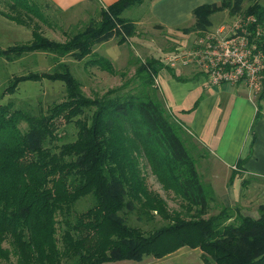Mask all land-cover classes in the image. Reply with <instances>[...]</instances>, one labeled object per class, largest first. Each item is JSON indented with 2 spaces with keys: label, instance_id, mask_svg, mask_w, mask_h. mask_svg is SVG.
Instances as JSON below:
<instances>
[{
  "label": "trees",
  "instance_id": "obj_1",
  "mask_svg": "<svg viewBox=\"0 0 264 264\" xmlns=\"http://www.w3.org/2000/svg\"><path fill=\"white\" fill-rule=\"evenodd\" d=\"M12 1L10 5L50 24L42 9L45 3ZM144 2L117 0L102 9V20L91 19L64 43L35 30L30 42L0 49V58L10 61L35 51L54 55L49 71L14 76L4 94L15 93L28 80L65 84L64 100L46 111L33 113L0 104V264L140 262L145 256L162 258L182 247L199 248L202 264H264V204L258 216L238 206L210 214L208 189L187 129L150 88L155 75L167 66L164 61L151 58L141 65L138 91L136 86L126 90L122 85L98 98L84 94L82 83L64 61L71 56L85 68L116 74L112 60L95 52L96 45L114 37L124 44L135 36L137 25L125 12ZM222 11H228L230 23L241 14L255 15L264 51V0L202 4L194 9L192 25L181 30L201 35L211 30L212 16ZM263 97L264 88L254 98L257 118L262 116ZM60 123L76 125L74 141L62 142ZM144 157L164 189L182 197V210L170 209L149 187L140 162ZM250 180L245 179L244 185ZM90 194L94 203L77 210V203ZM157 213L169 222L150 230L129 223L131 214L152 220Z\"/></svg>",
  "mask_w": 264,
  "mask_h": 264
},
{
  "label": "rangeland",
  "instance_id": "obj_2",
  "mask_svg": "<svg viewBox=\"0 0 264 264\" xmlns=\"http://www.w3.org/2000/svg\"><path fill=\"white\" fill-rule=\"evenodd\" d=\"M41 3H45L46 6L42 8L44 12L47 13V21L50 24L41 20L38 16H33L32 13L27 12L26 9L19 10L13 5L12 0H0V49H6L17 44H22L30 42L34 38V31L37 30L44 37L49 40L64 43L68 38L76 33L80 28L84 27L91 19L98 18L102 20L101 11H93L92 13L86 14L83 17H75L67 19L68 15L63 16L60 11L45 0H38ZM243 15V14H241ZM213 26L210 29H215L222 24L230 23L233 19L229 15L228 11H222L214 14L212 16ZM52 26V27H50ZM137 34L133 37L128 38L127 42L124 44H119L118 38L114 37L111 41L103 46L102 52L108 50L107 53L113 60V63L117 69L116 74H111L108 71L99 70L96 68H85L83 62L75 60L73 57H64V61L69 65L70 69L78 80L82 83V90L87 97L98 98L105 94L108 90L120 86L127 85L126 90L136 86L135 91L141 89L140 79L138 78L141 72V65L146 64L147 60L151 58H156L159 61L165 63L166 58L173 52L183 45L185 47L190 46L193 41L198 36L194 34H181L180 32H169L158 28L152 22L144 23L138 26ZM104 43V42H103ZM97 44V46L101 45ZM120 46H118V45ZM100 54V52L98 51ZM103 53V54H105ZM52 53L46 51H35L32 53L24 54L22 57L10 61L6 58H0V104L11 103L15 108L30 110L33 113H38L40 111H46L47 107L54 102H59L65 98V84L62 81H51L48 79H43L42 81H24L20 83L17 91L13 94H4V89L9 85L12 78L16 75L26 74L30 71L41 72L49 71L53 65ZM118 57V58H117ZM113 62V61H112ZM166 65V64H165ZM179 69V68H178ZM154 79V84L151 87L159 97L161 101H165L162 95V89L160 88V78L158 81ZM141 87V88H140ZM139 88V89H138ZM165 104V102H164ZM258 106V102L256 101ZM166 105V104H165ZM260 105L264 110V98L260 102ZM167 107V106H166ZM78 128L74 123H60L59 132L63 137L62 142L74 141L77 137ZM256 130V126L253 127V131ZM188 136H190L187 130ZM191 148V146H190ZM193 151V150H192ZM196 160L202 158L199 154L193 152ZM207 158V165L199 164L200 172H202V177L209 178L206 180V188L208 189V199L211 201V213H218L221 207L232 205L233 199L231 190L233 188L227 187L223 184V180L227 176V172L224 168H221L219 162L208 153L205 155ZM214 159V160H213ZM141 167L147 176V183L150 188L158 191L162 197L168 202L169 208L172 210H182L181 204L183 205V199L180 195L176 194L173 190L164 189L163 185L159 182L157 177L154 175L150 163L144 157L140 160ZM206 167V169L202 168ZM216 168V172L214 169ZM218 177V179L214 177ZM217 182H216V181ZM220 180V181H219ZM251 182L254 181L252 178ZM254 184L251 186L253 189ZM232 187V186H231ZM248 190V192H251ZM225 190H228L226 192ZM224 191V192H223ZM255 189L252 191L254 193ZM221 192V194H220ZM223 192V193H222ZM250 198V197H249ZM247 198L245 202H239L238 205L242 212L246 214H251L253 216H258L259 213L255 212V205H248L251 201ZM228 200V201H227ZM95 201L92 194L82 198L76 205L77 210H84L91 206ZM217 202V203H216ZM257 211V208H256ZM235 212H237L235 210ZM169 221L163 218L160 214H155L152 220L146 218L138 219L136 214H131L129 216V223L133 225H138L145 230L154 229L167 224ZM5 246H9L8 242L4 243ZM183 254V253H181ZM173 257V256H171ZM156 259L153 256H145L144 260L132 261L123 260L116 262H108L104 264H174V258ZM181 258V257H179ZM12 260H15L13 257ZM196 260L186 263L182 262L180 264H195Z\"/></svg>",
  "mask_w": 264,
  "mask_h": 264
},
{
  "label": "crops",
  "instance_id": "obj_3",
  "mask_svg": "<svg viewBox=\"0 0 264 264\" xmlns=\"http://www.w3.org/2000/svg\"><path fill=\"white\" fill-rule=\"evenodd\" d=\"M45 1L53 5L63 16L68 15L69 20L86 14L90 15L93 11H100L117 0ZM218 1L145 0L141 5L128 9L125 15L136 23L137 28L139 25L152 22L158 28L176 32V35L179 32L185 34L181 29L194 22V9L202 4ZM110 41L97 46L95 52L99 51L101 55L112 60L107 55L110 51L107 50L105 53L101 49ZM115 60L116 58H113V63ZM157 77L161 81L160 88L166 106L189 131V144L193 152L203 156L197 160L198 170L201 169L199 164L207 165L205 155L207 153L212 155L221 168L230 172L226 173L227 176L222 181L227 187L233 188L231 190L233 204L228 206H239V202H245L250 197L251 202L243 206L255 205L254 213H259V206L264 204L263 107L260 111L262 116L257 118L258 106L250 97L246 86L241 83L209 86L207 77L195 68L181 65L175 68L164 66L159 70ZM255 126L256 130L253 131ZM202 168L206 169V167ZM217 170L214 169L215 172ZM200 174L203 173L200 172ZM248 177L254 181L248 182L245 186L244 180ZM202 179L206 183L209 178L202 177ZM250 188L251 192H248ZM225 191L228 192V190ZM170 257L174 259L166 260H173L174 264L189 263L194 259L195 264L203 263L202 251L199 248L182 247L159 259Z\"/></svg>",
  "mask_w": 264,
  "mask_h": 264
},
{
  "label": "built area",
  "instance_id": "obj_4",
  "mask_svg": "<svg viewBox=\"0 0 264 264\" xmlns=\"http://www.w3.org/2000/svg\"><path fill=\"white\" fill-rule=\"evenodd\" d=\"M261 34L255 15H239L232 23L198 35L190 46L179 47L165 57V64L195 68L207 77L209 86L241 83L254 99L264 88Z\"/></svg>",
  "mask_w": 264,
  "mask_h": 264
}]
</instances>
